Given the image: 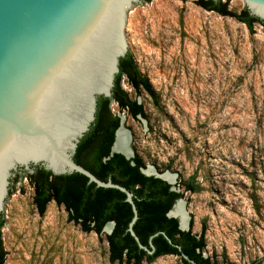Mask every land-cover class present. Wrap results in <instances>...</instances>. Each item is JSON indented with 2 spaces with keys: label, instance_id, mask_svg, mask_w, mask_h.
<instances>
[{
  "label": "rangeland",
  "instance_id": "obj_1",
  "mask_svg": "<svg viewBox=\"0 0 264 264\" xmlns=\"http://www.w3.org/2000/svg\"><path fill=\"white\" fill-rule=\"evenodd\" d=\"M231 13L243 0H221ZM124 39L152 100L120 81L142 106L136 120L109 103L145 171L170 175L188 230L213 264H264V36L196 0H149L126 11ZM0 217L4 264H110L106 234L84 233L63 206L40 216L26 173H14ZM185 183L196 189L184 190ZM193 183V184H192ZM146 264V263H143ZM152 264H182L175 256Z\"/></svg>",
  "mask_w": 264,
  "mask_h": 264
},
{
  "label": "water",
  "instance_id": "obj_2",
  "mask_svg": "<svg viewBox=\"0 0 264 264\" xmlns=\"http://www.w3.org/2000/svg\"><path fill=\"white\" fill-rule=\"evenodd\" d=\"M139 1L0 0V214L11 174L31 175L36 167L54 177L79 174L96 188L124 194L133 213L127 232L140 250L152 255V240L158 235L172 245L160 232L150 237L149 248L143 246L133 230L138 220L133 194L111 180L100 181L73 160L94 123L98 99H111L119 60L127 54L126 11ZM243 1L248 14L264 27V0ZM120 129L121 120L110 152L129 161L132 151H115ZM141 172L171 185L154 170ZM179 201L167 217L186 232L188 221L182 228L180 219L171 215ZM107 228L109 236L114 223L102 233Z\"/></svg>",
  "mask_w": 264,
  "mask_h": 264
},
{
  "label": "trees",
  "instance_id": "obj_3",
  "mask_svg": "<svg viewBox=\"0 0 264 264\" xmlns=\"http://www.w3.org/2000/svg\"><path fill=\"white\" fill-rule=\"evenodd\" d=\"M196 5L204 11L234 19L243 24L250 33L253 32L254 25L258 24L263 28L264 36L261 22L251 17L246 10L239 14L231 13L228 4L221 0H196ZM122 78H125L135 93L144 91L154 100L148 80L142 76L132 56L127 52L126 56L119 60V74L115 77L111 99H98L94 123L80 140L73 160L100 181L111 180L113 184L124 187L133 194L138 214L133 230L143 246L149 248L150 237L160 232L171 240L172 245L163 236L158 235L152 240L155 248L152 255L140 250L127 232L133 213L130 205L125 202L124 194L114 189L96 188L79 174L54 177L42 168H34L31 175L26 174L34 192L33 204L40 216L44 215L47 205L51 202L63 206L68 214V221L78 225L84 233L100 236L108 223H114L112 233L105 237L110 264H152L165 256L178 257L182 264H213L202 256L205 248L204 231L199 237L192 235L191 229L181 231L178 221L167 217L182 195L172 191L167 183L143 175L141 170L144 166L137 156L129 161L119 154L110 156L114 133L119 127L120 119L111 114L109 103L114 102L121 111L127 112L135 120L138 117L144 119L142 106L136 101H131L121 90ZM184 190L196 193V189L189 183H185ZM10 193L11 189L8 194ZM2 224L1 217L0 229ZM183 255L189 261L183 259ZM5 256L0 237V264H4Z\"/></svg>",
  "mask_w": 264,
  "mask_h": 264
},
{
  "label": "bare ground",
  "instance_id": "obj_4",
  "mask_svg": "<svg viewBox=\"0 0 264 264\" xmlns=\"http://www.w3.org/2000/svg\"><path fill=\"white\" fill-rule=\"evenodd\" d=\"M129 142H130V138L128 136V133L126 132V130L123 128L122 125V129H120V131L117 134L115 151L119 153H130L131 149L129 147ZM163 179L166 180L168 183L173 184L174 183L173 180H175V177L173 178L170 175H165ZM171 215L180 219L182 228H185L188 219L185 212L182 210V204L180 201L174 207L173 211L171 212ZM108 232H109V228H107L104 233L108 234Z\"/></svg>",
  "mask_w": 264,
  "mask_h": 264
},
{
  "label": "flooded vegetation",
  "instance_id": "obj_5",
  "mask_svg": "<svg viewBox=\"0 0 264 264\" xmlns=\"http://www.w3.org/2000/svg\"><path fill=\"white\" fill-rule=\"evenodd\" d=\"M118 107V106H117ZM119 108V107H118ZM119 124H120V122H119ZM118 129V128H117ZM116 132V131H115ZM114 136H115V133H114ZM111 150V149H110ZM110 156H111V152H110Z\"/></svg>",
  "mask_w": 264,
  "mask_h": 264
}]
</instances>
